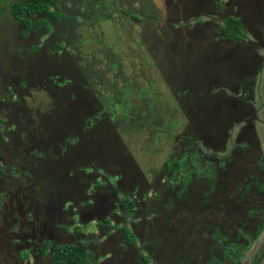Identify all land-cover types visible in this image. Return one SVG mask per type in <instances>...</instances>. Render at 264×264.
<instances>
[{"label":"rangeland","instance_id":"obj_1","mask_svg":"<svg viewBox=\"0 0 264 264\" xmlns=\"http://www.w3.org/2000/svg\"><path fill=\"white\" fill-rule=\"evenodd\" d=\"M12 1L0 0V43H21L11 63L0 66V85L6 86H0V194L8 203L17 198L16 220L31 213L33 224L47 223L53 245L84 241L86 235L101 232L93 243L107 239L105 245L117 247L122 224L111 226V219L104 216L108 209L118 211V198L132 184L121 172L145 175L146 180L161 173L156 179L161 183L152 190L134 181V189L145 193L139 208L153 209L139 212L130 226L146 223V232H151L155 252L146 256L148 264H264L259 246L263 242L264 247V228L257 237L251 227L237 224L235 242L227 216L221 218L228 206L222 208L223 201L229 200L233 186L251 193L249 184L238 180H263L258 159L264 155V79L263 85L251 81L248 41L215 36L216 0H170L184 10L175 21L178 45L172 51L167 48L170 40L160 35L155 36L158 49H154L153 36L162 22L156 24L159 17L150 8H155L151 0H57L66 18L60 22L48 18L47 32L25 38L20 36L22 25L11 17ZM244 1L250 2L251 12L264 16V0ZM234 3L239 4L226 0L222 5L231 9ZM241 14L245 19L254 15L247 7ZM187 23L190 26L184 27ZM184 30L189 44L180 35ZM178 56L182 59L178 67L160 64ZM172 68V74L185 82L177 89L170 86L167 74ZM165 100L169 108L159 116L156 110L167 108L162 107ZM194 117L211 118L221 128L191 126L186 121ZM185 137L207 150L215 148L219 162L211 164L208 159L203 172L182 168L178 180L176 173H170L172 166L164 171L163 163L172 158L181 165L173 152ZM196 153L191 155L193 164L199 159ZM235 153L241 162H236ZM97 172L101 174L92 178ZM118 179L121 184L115 183ZM152 191L156 197L150 196ZM34 199L35 208L30 204ZM252 208L262 209L255 203ZM103 219L108 221L106 227L98 229ZM3 222L0 242L8 243V223ZM23 224L14 236L23 237L29 254L11 264H33L36 249L28 241L45 238L42 225L33 238L32 225ZM148 224L156 230L161 225L165 237ZM180 224L185 229L178 235ZM188 234L196 239L189 240ZM207 240L213 242V254ZM200 246L204 249L199 253Z\"/></svg>","mask_w":264,"mask_h":264},{"label":"flooded vegetation","instance_id":"obj_2","mask_svg":"<svg viewBox=\"0 0 264 264\" xmlns=\"http://www.w3.org/2000/svg\"><path fill=\"white\" fill-rule=\"evenodd\" d=\"M226 0H221V2H217V0L215 1V5L218 8V14L216 16H214V22H213V26H215V36L217 37V39H221V37H219V25H223L225 19L227 18H232L236 21L239 22V24L241 25L242 28V32H243V37L242 39H244L245 41L249 42V45L252 46L251 50L248 51V57L250 58L249 63H248V69L250 71V75H253L254 78H256V76L259 74V79L258 81L263 85V79H264V23H262V20L264 21V16H261V14H257V13H253L250 11V2H245L244 0H238L239 4L234 3L233 6L231 7V9H226V6L222 5V2H225ZM247 7L249 9V13L250 14H254L251 17L248 18H244L241 14V10L243 8ZM221 8V9H220ZM235 9V11H234ZM235 14V15H234ZM179 19L178 16H176V13H171L170 14V18H168L166 20L165 23H162V25H160L159 27H161L160 29H156V35L153 36L154 40H155V36H162L164 39L166 40H170V42L167 43L169 50L172 51L173 48H176L178 45L176 43V40L174 39L176 37V34L174 33L175 28L177 27V23L175 21H177ZM151 23V22H150ZM160 23L158 22L157 25H159ZM253 24V25H252ZM155 25V23H153V26ZM152 26V27H153ZM184 26H189V24L187 23ZM171 32V35H169V33ZM184 33L181 32L180 35ZM211 36H213V30H212V34ZM211 36H209V40L210 43L213 41ZM185 37V35H184ZM185 44H189L187 40H183ZM233 42V41H232ZM208 47V46H207ZM209 48V47H208ZM216 50L213 49V53ZM197 52H195L196 55ZM175 54V53H174ZM245 55H243L244 57ZM194 58V57H193ZM192 59V57H191ZM182 63V59L178 56L177 59H173L172 62L170 63H160L162 64V66L167 67H173V66H180ZM155 66H157V64H155ZM173 73V68L171 70V72L167 73L169 74L170 77V86L175 87L177 89V87L184 85V81L182 79V76L180 75H175L172 74ZM172 76H171V75ZM237 74V73H236ZM239 74V73H238ZM260 76H263L262 78ZM251 79L252 83L254 86H256V79ZM169 86V87H170ZM168 92H170L168 90ZM149 99V98H148ZM169 102L168 101H164L162 107H167L165 109L160 108L157 109L156 104L152 105L154 108L156 107V113L157 115H162L165 110H168L169 108ZM153 108V109H154ZM155 110V109H154ZM153 110V111H154ZM165 114H163L164 116ZM189 125L193 126H197V124L202 123L203 125H205V128H202L201 126L199 127L200 129L205 130L207 127L211 128V130H213V127L215 125H218V128H221V126L214 121L211 118H199V117H194L193 119H187L186 121ZM185 124V128H186ZM185 131V130H184ZM183 131V133H184ZM177 136V135H176ZM181 137L183 136L182 134L180 135ZM177 138V137H175ZM184 141H180L179 140V148H176L173 152V156L178 158L179 161H181V165L173 160L171 158V163H168V161L165 160V162L163 163V170H169L168 166H172L170 169V173H176L177 175V179H180V176L182 175L183 169H187L189 171H191V169L195 170V171H200L203 172L204 170H207V163H204L205 161H207L208 159H210V163L213 164V162L218 161L217 160V154L216 151L213 152V149L207 150L205 149L202 145H199L196 142H190L187 141V138H184ZM177 140V139H175ZM187 145V146H186ZM186 147L188 149H186ZM190 149V150H189ZM181 150H183L182 155H180ZM187 151V152H186ZM191 151V152H190ZM196 153V156L199 155V159L196 158L195 163L193 164L191 161V155L192 153ZM203 153L205 155H203ZM210 153L211 155L216 156V159L213 158H209L210 155H207ZM237 153H235L234 157H236V162H241V157H239V155H237ZM182 156V157H181ZM181 157V158H180ZM204 159V161L201 158ZM264 159V155L260 154L259 155V159L258 162L261 159ZM223 162V161H222ZM220 165L216 164V167L218 169ZM238 167H240V164L238 165ZM182 170V172H181ZM163 171V172H164ZM162 172V173H163ZM235 171L233 170V173ZM101 173L97 172V173H92V178H94V176L100 175ZM152 178L153 179H147L144 177L145 175H134L133 176H127L126 175V171L121 172V175L123 176V179H127L128 183L131 184V186H129V188L124 191V194L120 196V198H126L128 201H131V211L130 214L127 215V217L124 216V211L119 203V199L117 200V204H118V211H111V210H106L108 211V214H105L104 217L106 218H110L112 223L110 224L111 226H116L119 225L120 223L122 224L121 227V240L119 242V245L117 247H109L107 245H105V243L107 242V239L105 240V242H100V244H95L93 242H95L96 240V236L101 235L100 234L96 235V236H92V235H86L85 239L87 240H78L76 239L74 243H59L56 245H53L52 241H51V230L48 227L47 223H44L43 221L39 220V222L37 224H33V217L32 214L30 213L29 217H25L24 219L22 217H19L18 220H16V217L19 216L17 215L16 211L17 208L15 205H18L17 203V198L13 197L12 200L8 203L6 202V200L3 198L2 194H0L1 196V200H0V224L4 223L3 221L5 220L8 224H7V231H8V243H2L0 242V264H1V259H6L7 262L6 264H11V262H17V260L19 259V257L21 258V260H23V258L25 256L28 257V252L27 250H25V245H26V241L23 240V237H15L14 233L15 232H19L21 233L22 227L24 226L23 222L24 221H28L32 227L29 228V231L31 233V237L33 236V238H35V234L37 232H40L37 228L42 225V232L45 234V238L40 237V239L38 241H28V243L31 245V247H35L36 251L34 252V254L36 255L35 260L33 261V264H42L43 261H45L46 264H138L140 262V264H148V261L145 260L146 256L149 257L152 255L154 251V246L155 244H151L150 243V239H151V232L147 231L144 227V225L146 223H142L140 228H135L132 229L130 226L133 225L132 220H134L135 215L139 214V212H141L142 210H144L145 212L153 210V209H146L147 207L145 206L141 208H139V204H142L143 200H142V194L145 195V193H141L139 192V190H135L134 189V181L136 178L137 181V186L138 183L141 182L142 184H146L145 185V190L147 189H155L158 188L159 184L161 183L160 181L158 182L156 179H159L161 176L160 174L156 175L154 173H152ZM172 174V173H171ZM233 175H230L229 178H232ZM122 179V177H121ZM161 180L163 181V177L161 178ZM221 181V180H220ZM225 181H230L229 184H234L236 183L237 185V181H235L234 183L231 182L230 179H227ZM245 182L249 187L250 192H246L245 190H235L236 188L233 186L232 189V195L230 196L228 201H223V205L222 208L224 206H227V208H224L222 213H221V218L223 216H227V220L226 223L227 225H231L232 228L231 232L232 234L235 235V242H238L237 238H238V234L236 233V226L241 225V224H245L246 226H249L253 229L252 232H254L255 236L258 237L259 233L256 234V230H257V226L258 224H260L261 220L263 219L264 216V190L260 189V187H264V176H263V180L257 181V183H252L250 178L249 179H245V177H242L240 180H238V182ZM115 183L121 184L120 180H116ZM157 183V184H156ZM153 194L150 195L151 197L155 196V192L152 191ZM246 192V193H244ZM122 194V192H121ZM260 195L262 196V198H259ZM139 198H141L142 201L139 202ZM98 200V199H97ZM157 203L159 202L156 199ZM34 202H37L36 199L31 200L30 204L32 205V207L35 208V204ZM88 203V202H87ZM86 203V204H87ZM255 205H257L259 207H262V209H258V210H254L252 207ZM38 204V202H37ZM160 202L158 203L157 206H159ZM209 207L213 205V199L210 200V203L207 204ZM156 206V207H157ZM48 209V208H46ZM35 210H32L31 212H33ZM261 211H263L261 213ZM110 214V215H109ZM108 221L106 219H103L101 221H99V228L106 227V223ZM143 222V220H142ZM186 222V221H185ZM233 222V224L231 223ZM115 223V224H114ZM117 223V224H116ZM110 225L107 224L108 227H110ZM233 225L235 226V230L233 229ZM148 227L152 228V226H150L148 224ZM183 227V228H181ZM181 228V229H180ZM154 229V233H160V237L164 236V232L161 228V225L158 226V229L156 230ZM184 224H180L179 225V230H178V235L179 233L184 232ZM130 231L133 235V239H135V241L133 243H125L124 238L127 236V232ZM135 231V232H134ZM250 231V230H249ZM1 233V232H0ZM186 233V232H185ZM173 233H170V235H172ZM50 236V237H49ZM92 236V244H89L90 242L88 241V237ZM166 236H169V234H167ZM189 240L195 238L196 239V235H186ZM1 238V237H0ZM137 238L139 240H141V243L143 245H139ZM242 238L241 240L246 242V239L244 237H240ZM146 239V240H145ZM154 239V238H153ZM1 240H3L1 238ZM208 241V240H207ZM140 242V241H139ZM211 253L213 254V242L208 241ZM34 245V246H33ZM159 245V244H158ZM259 246L263 248V242L259 243ZM142 247V251L139 249ZM175 247V243L172 246V248ZM219 247L216 248L217 252L221 254V252H219ZM204 248L202 246H200V250L198 251L199 253L203 250ZM145 250V252H144ZM65 253L63 254L66 259L62 260V261H58L57 259H55V253ZM113 253V255H107V253ZM99 253H103L102 255H99ZM196 253V252H195ZM149 255V256H148ZM99 256H101L102 258H100ZM71 258V259H68ZM28 264V263H27Z\"/></svg>","mask_w":264,"mask_h":264},{"label":"trees","instance_id":"obj_3","mask_svg":"<svg viewBox=\"0 0 264 264\" xmlns=\"http://www.w3.org/2000/svg\"><path fill=\"white\" fill-rule=\"evenodd\" d=\"M64 1V0H62ZM60 5L57 3V0H13L9 6L11 12V17L13 20L17 21L19 25L21 24L23 29L20 30L21 38L27 37V35L34 32H47L49 30V21L48 18L55 20L56 22L63 21L66 18V14L59 10ZM219 37L226 41H235L241 40L243 37V32L241 25L238 21L227 18L224 21L223 25H219ZM1 30V29H0ZM4 32H8L6 29ZM3 34L0 32V39ZM239 38V39H238ZM13 43V44H10ZM9 46L0 43V66L4 67L11 63V57L14 54L15 50L20 46V42L11 41L7 43ZM259 74L256 76V80L259 79ZM1 83V82H0ZM6 87L4 83L1 84ZM0 85V86H1ZM8 90V87H7ZM203 155H205L203 153ZM209 158L215 159V154L211 155L210 153L206 154ZM259 167L264 171V159L262 158L259 162ZM1 200V196H0ZM119 203L124 211V216L127 217L131 211V201H128L126 198H120ZM264 228V216L260 224L257 226L256 234H258ZM125 243H133V235L130 231L127 232V236L124 238ZM65 253H55V259L62 261L66 259L63 255ZM71 259V258H68ZM146 260V258H145ZM140 264V262L138 263Z\"/></svg>","mask_w":264,"mask_h":264},{"label":"crops","instance_id":"obj_4","mask_svg":"<svg viewBox=\"0 0 264 264\" xmlns=\"http://www.w3.org/2000/svg\"><path fill=\"white\" fill-rule=\"evenodd\" d=\"M177 2V1H176ZM176 2H172L170 0H151V4L155 7H151V10H156L157 14H158V21L159 23H164L166 22V20L168 18H170V14L171 13H176V16L180 17V15L182 16L184 14V10H183V6L182 5H178ZM185 16V15H184ZM157 24V23H156ZM190 26V25H189ZM185 27V26H184ZM185 37L186 35H188V33H186V31H183ZM184 37V39H185ZM189 40V39H187ZM155 40H154V49L157 50L158 48L155 46ZM167 48L169 49L168 45ZM173 50H175V48H173ZM180 53L182 54V49H180Z\"/></svg>","mask_w":264,"mask_h":264}]
</instances>
